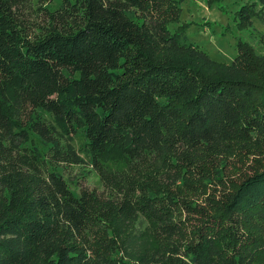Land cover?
<instances>
[{
	"label": "trees",
	"instance_id": "1",
	"mask_svg": "<svg viewBox=\"0 0 264 264\" xmlns=\"http://www.w3.org/2000/svg\"><path fill=\"white\" fill-rule=\"evenodd\" d=\"M55 1L0 0V264H264V161L228 175L264 149V54L187 43L181 0Z\"/></svg>",
	"mask_w": 264,
	"mask_h": 264
},
{
	"label": "rangeland",
	"instance_id": "2",
	"mask_svg": "<svg viewBox=\"0 0 264 264\" xmlns=\"http://www.w3.org/2000/svg\"><path fill=\"white\" fill-rule=\"evenodd\" d=\"M181 1V21L171 24L170 29L173 32L182 31L187 43L198 45L212 58L223 62H230L237 55L239 41L250 44L257 54H264V23L255 20L252 27L242 28L237 16L244 5H257L259 9L258 0H217L212 5L207 0ZM61 3L62 0H56L50 8L55 10ZM40 114L49 118L43 110H40ZM35 139L39 147L46 151L47 147L37 137ZM74 145L86 163L64 174L66 179L69 176L79 178V184L69 181L71 190L79 195L82 187L102 189L99 176L89 166L90 158L84 151L86 138L83 132L74 137ZM239 153L228 160V175L233 179L253 169L257 162L264 161V149L256 154L246 150ZM59 172L62 173L61 170Z\"/></svg>",
	"mask_w": 264,
	"mask_h": 264
}]
</instances>
